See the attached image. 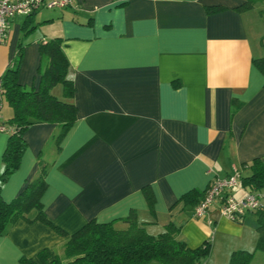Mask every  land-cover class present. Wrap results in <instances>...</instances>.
<instances>
[{
  "label": "crops",
  "instance_id": "1",
  "mask_svg": "<svg viewBox=\"0 0 264 264\" xmlns=\"http://www.w3.org/2000/svg\"><path fill=\"white\" fill-rule=\"evenodd\" d=\"M242 3L71 0L11 20L0 76L22 41L18 79L36 88L38 43L61 38L76 120L59 147L54 124L24 133L26 149L1 196L16 198L45 165L47 222L17 220L0 234V264H21L43 250L62 259L64 243L86 223L124 228L130 212L151 235L172 223L188 247L209 242L204 264H228L232 252L254 250L252 213L231 221L219 213V198L194 217V204L182 198L238 172V185L225 194L239 200L250 192L241 178L250 176L252 160H264V78L253 64L263 54L262 10H237ZM52 93L61 98L59 86ZM4 104L6 122L12 109ZM7 143L0 133V171ZM250 264H264V254L255 252Z\"/></svg>",
  "mask_w": 264,
  "mask_h": 264
},
{
  "label": "trees",
  "instance_id": "2",
  "mask_svg": "<svg viewBox=\"0 0 264 264\" xmlns=\"http://www.w3.org/2000/svg\"><path fill=\"white\" fill-rule=\"evenodd\" d=\"M262 2L264 0H243L237 10L247 11ZM221 8L211 6L207 10L216 11ZM260 43L263 54L253 59V64L264 78V34ZM22 47L21 41L16 60L0 76L3 102L12 109L11 118L5 122L12 132L8 134L3 154L0 188L2 182L19 166L20 157L26 149L23 135L29 127L35 124L56 125L54 139L59 147L60 140L76 120V107L73 103L75 87L68 77L69 63L62 39L52 38L38 43L40 64L36 88H26L19 82ZM58 86L62 91L61 98L52 93ZM237 109V105L231 106V115ZM250 168V176L242 177L241 182L250 192L257 194L260 201L259 208L249 212L256 220V245L253 251L232 252L228 264H250L255 252L264 254V160L253 159ZM46 188V166L41 164L37 176L26 184L16 198L6 202L0 192V234L6 232L17 220L47 222L42 203ZM205 193L193 190L182 198L194 204L195 209ZM243 218L236 222H241ZM121 222L124 228H116L115 222L90 221L66 240L64 258L51 256L49 251L43 250L35 259L23 258L21 264H149L154 261L158 264H203L209 256V242L197 248L188 247L185 241L178 238L179 228L172 223L167 224L158 235H151L136 221L133 212L122 218Z\"/></svg>",
  "mask_w": 264,
  "mask_h": 264
},
{
  "label": "built area",
  "instance_id": "3",
  "mask_svg": "<svg viewBox=\"0 0 264 264\" xmlns=\"http://www.w3.org/2000/svg\"><path fill=\"white\" fill-rule=\"evenodd\" d=\"M71 5V0H0V45L7 40L11 20L17 16H30L39 9H64ZM3 105V87L0 79V133L9 134L12 132L10 126L2 121L1 109ZM240 175L235 172L233 175L212 183L206 190L205 196L193 210L194 217L205 216L210 207L217 199H222V205L219 208L221 216L237 221L245 216L246 213L257 210L260 201L257 194L247 192L239 200L225 194L227 190L235 187L239 183Z\"/></svg>",
  "mask_w": 264,
  "mask_h": 264
},
{
  "label": "rangeland",
  "instance_id": "4",
  "mask_svg": "<svg viewBox=\"0 0 264 264\" xmlns=\"http://www.w3.org/2000/svg\"><path fill=\"white\" fill-rule=\"evenodd\" d=\"M256 8H257V10H262L261 12H260V15H261V18H260V21H261V26L263 27L262 29L264 30V2H262V3H257L256 4V6H255ZM255 50H256V52H257V48L255 47ZM60 87V86H59ZM3 104H4V102H3ZM4 105H6V104H4ZM4 108H6V106H4ZM149 264H158L157 262H151V263H149ZM204 264V263H203Z\"/></svg>",
  "mask_w": 264,
  "mask_h": 264
}]
</instances>
